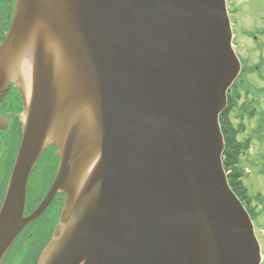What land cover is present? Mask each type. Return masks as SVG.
Listing matches in <instances>:
<instances>
[{
  "label": "water",
  "instance_id": "95a60500",
  "mask_svg": "<svg viewBox=\"0 0 264 264\" xmlns=\"http://www.w3.org/2000/svg\"><path fill=\"white\" fill-rule=\"evenodd\" d=\"M0 91L19 78L23 137L0 212V264L60 192L38 264H261L224 168L239 77L227 0H16ZM50 146L53 185L24 216Z\"/></svg>",
  "mask_w": 264,
  "mask_h": 264
},
{
  "label": "flooded vegetation",
  "instance_id": "af4514ba",
  "mask_svg": "<svg viewBox=\"0 0 264 264\" xmlns=\"http://www.w3.org/2000/svg\"><path fill=\"white\" fill-rule=\"evenodd\" d=\"M16 0H0V44L12 24ZM227 9L233 30V45L242 63V72L259 69L251 67L248 54L264 47V0H227ZM243 16L250 22L246 23ZM245 52V53H244ZM239 59V60H240ZM10 85L0 91V212L4 204L11 173L23 137L24 101L22 81L12 79ZM56 147L50 146L30 172L27 184L24 216L38 209L55 180L59 159ZM64 194L59 192L42 214L29 223L19 234L1 264H37L42 249L49 242L60 217ZM264 264V251H263Z\"/></svg>",
  "mask_w": 264,
  "mask_h": 264
},
{
  "label": "rangeland",
  "instance_id": "374dc122",
  "mask_svg": "<svg viewBox=\"0 0 264 264\" xmlns=\"http://www.w3.org/2000/svg\"><path fill=\"white\" fill-rule=\"evenodd\" d=\"M243 18L246 23L250 22L246 16ZM245 54L249 55L247 59L249 65L251 67L258 65L259 69L245 75L247 81L243 84L245 90L242 89L243 98L240 106L242 102L250 101L254 104L256 112L249 115L237 110L231 116V120L236 125L240 122L245 124L246 129L238 136L241 140L251 137V147L242 158L241 165L245 170L244 183L249 190L248 193L253 197L252 204L258 213L256 232L264 251V198L258 201L256 198L258 194L264 197V124L260 127L261 120H264V47L261 56L259 52Z\"/></svg>",
  "mask_w": 264,
  "mask_h": 264
},
{
  "label": "trees",
  "instance_id": "16d2710c",
  "mask_svg": "<svg viewBox=\"0 0 264 264\" xmlns=\"http://www.w3.org/2000/svg\"><path fill=\"white\" fill-rule=\"evenodd\" d=\"M247 71L245 70L237 81L234 83L233 87L228 93V106L222 111L220 116V122L222 131L225 137L226 148L224 151V167L228 173L229 184L231 185L234 192L242 200L243 204L247 207V210L250 212L252 218L257 220L258 213L256 211L255 205L252 204V196L250 195L248 188L246 187L243 177L245 175V170L241 165V160L246 155V151L251 147V137L241 140L238 136L243 132L246 127L244 122H240L238 125L232 122L231 116L237 110L240 112H246L249 115H253L256 110L252 102L247 101L246 103L242 102L240 106L241 98H243L244 82H246L245 75ZM264 79V78H263ZM245 90V89H244ZM240 106V107H239ZM242 118V116L240 117ZM264 124V120H261L260 127ZM257 201L264 198L261 194L256 196Z\"/></svg>",
  "mask_w": 264,
  "mask_h": 264
}]
</instances>
